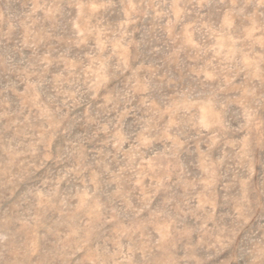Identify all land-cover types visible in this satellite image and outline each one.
Wrapping results in <instances>:
<instances>
[{"label": "rangeland", "instance_id": "rangeland-1", "mask_svg": "<svg viewBox=\"0 0 264 264\" xmlns=\"http://www.w3.org/2000/svg\"><path fill=\"white\" fill-rule=\"evenodd\" d=\"M0 264H264V0H0Z\"/></svg>", "mask_w": 264, "mask_h": 264}]
</instances>
